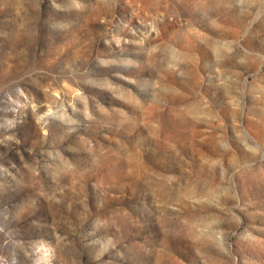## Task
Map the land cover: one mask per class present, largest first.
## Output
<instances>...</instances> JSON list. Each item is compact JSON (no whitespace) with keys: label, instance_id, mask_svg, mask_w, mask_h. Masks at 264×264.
I'll return each mask as SVG.
<instances>
[{"label":"rangeland","instance_id":"1","mask_svg":"<svg viewBox=\"0 0 264 264\" xmlns=\"http://www.w3.org/2000/svg\"><path fill=\"white\" fill-rule=\"evenodd\" d=\"M0 264H264V0H0Z\"/></svg>","mask_w":264,"mask_h":264}]
</instances>
